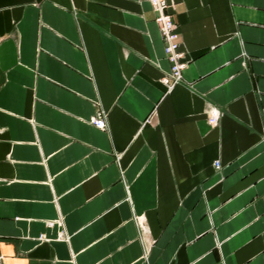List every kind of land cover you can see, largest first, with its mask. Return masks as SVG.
I'll return each instance as SVG.
<instances>
[{
    "label": "crops",
    "instance_id": "1",
    "mask_svg": "<svg viewBox=\"0 0 264 264\" xmlns=\"http://www.w3.org/2000/svg\"><path fill=\"white\" fill-rule=\"evenodd\" d=\"M169 11L0 0V264H264V0Z\"/></svg>",
    "mask_w": 264,
    "mask_h": 264
},
{
    "label": "built area",
    "instance_id": "2",
    "mask_svg": "<svg viewBox=\"0 0 264 264\" xmlns=\"http://www.w3.org/2000/svg\"><path fill=\"white\" fill-rule=\"evenodd\" d=\"M148 2L154 12V22L159 29L163 42L165 58L170 65L168 73L162 78V82L168 89H172L182 82V71L187 63L180 47L178 27L169 11V0H148ZM216 120L215 116L209 119L210 123H214ZM90 123L99 130L105 128V121L98 114L91 117Z\"/></svg>",
    "mask_w": 264,
    "mask_h": 264
}]
</instances>
